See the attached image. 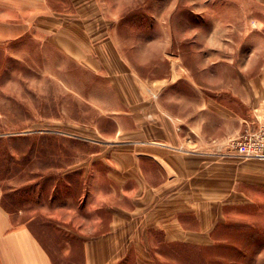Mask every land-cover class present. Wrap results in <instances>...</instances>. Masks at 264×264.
<instances>
[{
	"label": "rangeland",
	"instance_id": "obj_1",
	"mask_svg": "<svg viewBox=\"0 0 264 264\" xmlns=\"http://www.w3.org/2000/svg\"><path fill=\"white\" fill-rule=\"evenodd\" d=\"M49 1L63 13L64 46L46 37L0 40L1 201L30 225L54 264H85L90 229L102 231L108 218L90 189L92 178L108 188L121 165L132 169L134 117L141 109L149 115L144 106L175 112L191 106L189 121L200 115L204 125L176 129L191 139L205 131L201 150L207 151L224 150L231 138L264 124L246 100L247 89L255 88L247 72L256 69L246 56L261 48L264 36L253 0ZM75 10L86 20L79 51L89 62L68 44ZM172 71L179 74L166 96L143 93L139 78L152 84ZM233 150L239 183L228 199L236 201L210 242L157 238L136 258L147 264H264V158ZM252 168L250 183L246 172ZM108 171L112 177L106 178ZM236 172L221 168L223 180Z\"/></svg>",
	"mask_w": 264,
	"mask_h": 264
},
{
	"label": "crops",
	"instance_id": "obj_2",
	"mask_svg": "<svg viewBox=\"0 0 264 264\" xmlns=\"http://www.w3.org/2000/svg\"><path fill=\"white\" fill-rule=\"evenodd\" d=\"M254 3L256 11L252 15H258L254 21H258L257 28L264 36V0H253ZM54 9L49 0H0V40L46 37L64 46L60 38L64 20L59 19L63 13ZM80 14L77 10L71 14L72 37L68 44L80 59L89 62V54L79 51L86 33L80 24L86 20L79 18ZM258 43L261 48L246 56L247 64L256 66L253 73L247 72L249 83L255 88L247 89L246 100L264 118V38ZM178 74L172 71L168 78L152 84L141 78L138 82L144 94L164 97ZM144 107H149V115H142L141 109L134 117V154L129 156L134 161L132 169L121 165L116 173L118 180L109 183L110 189L92 178L90 189L107 208L108 218L102 231L93 233L90 229L93 235L84 243L85 264H147L136 257L145 254L147 245L154 244L157 238L208 243L225 211L236 201L228 199L230 191H238L239 183L238 156L230 145L232 138L224 150L220 145L216 150H201L205 149V131L198 129V138L191 139L176 129L182 123L192 126L195 122L189 121L191 106L178 112L170 110V106ZM196 107L198 112L204 108ZM199 116L195 123L202 127L204 121ZM214 121L218 124L221 120L215 117ZM223 165L237 172L223 180ZM87 170L91 173L89 166ZM121 171L127 177H121ZM108 175L112 177L109 171L106 178ZM255 176L254 168L248 169L246 181L252 183ZM1 198L0 191V264H54L30 225L17 220Z\"/></svg>",
	"mask_w": 264,
	"mask_h": 264
},
{
	"label": "built area",
	"instance_id": "obj_3",
	"mask_svg": "<svg viewBox=\"0 0 264 264\" xmlns=\"http://www.w3.org/2000/svg\"><path fill=\"white\" fill-rule=\"evenodd\" d=\"M230 145L240 154L264 158V124L257 130L248 129L243 136L232 138Z\"/></svg>",
	"mask_w": 264,
	"mask_h": 264
},
{
	"label": "trees",
	"instance_id": "obj_4",
	"mask_svg": "<svg viewBox=\"0 0 264 264\" xmlns=\"http://www.w3.org/2000/svg\"><path fill=\"white\" fill-rule=\"evenodd\" d=\"M3 205L5 206V204L3 203ZM5 207H7V206H5ZM34 231V230H33ZM35 232V231H34ZM38 236V235H37ZM39 237V236H38ZM39 239H40V237H39ZM41 240V239H40ZM41 242H42V240H41ZM43 243V242H42ZM43 245L45 246V247H47L44 243H43ZM47 249V248H46ZM50 253V252H49ZM53 260V259H52Z\"/></svg>",
	"mask_w": 264,
	"mask_h": 264
},
{
	"label": "bare ground",
	"instance_id": "obj_5",
	"mask_svg": "<svg viewBox=\"0 0 264 264\" xmlns=\"http://www.w3.org/2000/svg\"><path fill=\"white\" fill-rule=\"evenodd\" d=\"M146 86V85H145ZM263 100V99H262ZM240 155V154H239ZM241 155H243V154H241Z\"/></svg>",
	"mask_w": 264,
	"mask_h": 264
}]
</instances>
